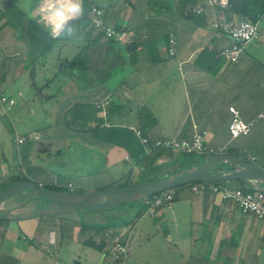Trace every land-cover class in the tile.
Returning a JSON list of instances; mask_svg holds the SVG:
<instances>
[{
	"label": "crops",
	"instance_id": "0c3cea01",
	"mask_svg": "<svg viewBox=\"0 0 264 264\" xmlns=\"http://www.w3.org/2000/svg\"><path fill=\"white\" fill-rule=\"evenodd\" d=\"M42 1L0 0V95L15 101L10 110L0 106V126L12 124L10 135L18 152L12 161L0 160V185L17 171L18 180L74 193L136 182L143 165L125 148L127 135H113L111 129L131 132L137 141L136 130L150 140H191L196 133L207 132L209 147L226 146L225 154L264 170V121L256 122L249 135L232 139L229 133L231 107L248 123L264 110V21L257 23L259 40L251 42L236 62H230L222 55L231 43L229 38L211 27V17L193 16L194 5L188 0H95L104 13L109 7L105 24L120 30L122 38H103L89 52L90 70L82 73L69 70L67 62L91 44L96 33L79 29L50 56L58 60L62 75L54 85L57 77L47 78L49 58L37 61L30 44L28 26L34 19L29 11L34 12ZM13 6L19 14L14 15ZM130 8L129 21L124 17L118 28L108 23L109 13ZM171 36L177 40L174 56L168 52ZM107 97L111 104L106 119L96 107L93 117L88 107ZM105 122L109 126H103ZM20 137L27 141L17 142ZM179 156L165 153L156 164L172 163ZM218 184L231 190L250 188L240 181ZM179 189H175L174 204L155 217L142 208L130 222L102 232L94 229L96 225L69 216L0 222V252L6 254L7 264L37 262L41 245L20 240L22 236L27 241L31 235L50 246L59 243V258L73 244H81L92 250L98 247L106 261L115 241L110 231L123 236L131 250L135 230L137 236L145 237L154 230L172 245L164 247L170 260L165 264H264L261 220L210 190L194 193L190 185ZM32 210L27 204L11 207L13 214ZM58 225L59 238L53 229ZM89 257L82 254L86 261ZM70 258L74 257L65 262ZM72 262L83 264L82 260Z\"/></svg>",
	"mask_w": 264,
	"mask_h": 264
},
{
	"label": "built area",
	"instance_id": "2783aa9c",
	"mask_svg": "<svg viewBox=\"0 0 264 264\" xmlns=\"http://www.w3.org/2000/svg\"><path fill=\"white\" fill-rule=\"evenodd\" d=\"M76 3H81V0H75ZM44 0L41 2L42 7ZM229 0H202L201 2L195 4L191 8V14L193 16H208L212 18L211 27L228 37L230 40V45L222 51L223 57L230 61L236 62L241 53L247 48V46L254 41L259 40V28L257 23H253L249 20H230L226 16V11L228 9ZM35 17L39 16V8H36L33 12ZM82 14V13H81ZM92 26L104 34L106 39H118L121 40L120 33H117L116 29L105 24L104 21V10L100 7H93L92 11ZM79 15V14H78ZM81 15H79L80 17ZM33 17V16H32ZM36 23L37 18H33ZM78 19V18H77ZM75 19V20H77ZM75 20L69 21L72 24ZM46 32L49 31L43 26V24L38 23ZM50 34V33H49ZM177 40L174 36L169 39V55L174 56L176 54ZM15 104V101L9 99L3 95H0V106L2 109L10 110V108ZM111 104V98L107 97L100 100L95 104L96 109H98L102 116L106 119L108 116V109ZM230 112L232 115L231 122L229 124V133L232 139L239 138L240 136L249 135L254 124L258 121H264V110L257 116L253 122H245L239 111L231 107ZM103 126H109L108 122L102 124ZM135 135L139 139L141 145L147 154L152 153L157 150H164L167 152L185 154V155H216L225 154L226 146L218 149H214L208 146V133L198 132L191 140L182 139H157L150 140L146 137L141 130H136ZM39 136H35L38 139ZM27 141L26 137L17 138V142L24 143ZM128 159V158H127ZM144 170V168H142ZM40 188H47L43 184H37ZM191 189L194 193H199L205 190H210L212 193L219 194L222 199L230 200L239 206L244 214H254L263 223L264 231V192L255 191L247 192L243 189L231 190L227 188H222L219 185L209 182H199L190 184ZM50 188H63L59 186H49ZM70 188L72 186L70 185ZM49 190V189H48ZM64 191L63 189H61ZM176 199L175 189H170L160 194H157L150 198L148 202L144 205L143 210L155 217L159 210L165 207H170L174 204ZM108 237V236H107ZM130 248L127 241L115 240L108 251L106 261L108 264H126V259L128 257Z\"/></svg>",
	"mask_w": 264,
	"mask_h": 264
},
{
	"label": "water",
	"instance_id": "95a60500",
	"mask_svg": "<svg viewBox=\"0 0 264 264\" xmlns=\"http://www.w3.org/2000/svg\"><path fill=\"white\" fill-rule=\"evenodd\" d=\"M229 181H240L256 191L264 192V170L229 154L206 155L199 166L176 172L159 181H140L130 186L90 193L48 190L33 182L16 180L0 190V220L18 222L60 212H94L116 209L126 203L145 205L153 196L170 189L199 182L218 184ZM26 191L40 198L43 205L29 212L13 214L11 207L16 206L15 197Z\"/></svg>",
	"mask_w": 264,
	"mask_h": 264
},
{
	"label": "trees",
	"instance_id": "16d2710c",
	"mask_svg": "<svg viewBox=\"0 0 264 264\" xmlns=\"http://www.w3.org/2000/svg\"><path fill=\"white\" fill-rule=\"evenodd\" d=\"M82 2V14L81 16L75 20L71 25L73 27H79L80 31H89L88 33L95 32L96 37L94 38V41L87 45L85 48H83L75 57L71 58L67 62V67L69 70H77L82 73H87L90 70V56L89 52L92 48L97 47L100 41L105 36L103 33H101L99 30L95 29L92 26L91 20H92V8L97 6L95 4V0H81ZM188 3L190 6H193L198 3L197 0H188ZM98 7V6H97ZM226 16L230 20H249L253 23H258L261 21H264V0H229L228 9L226 11ZM192 17V16H191ZM18 28V26H16ZM29 31L31 32V47L33 49V53H36V60L44 59L45 57H50L56 49L59 47V43L63 41H67L68 38L66 35H63L60 38H53L48 32H46L42 27L39 26L38 23H36L34 20L30 19V25L28 26ZM117 33H119L120 30L116 29ZM118 39H107V41H114ZM47 58V59H48ZM88 108L91 109V114L93 117L96 116L97 111L95 110V106H89ZM89 112V111H88ZM96 120V119H95ZM109 132L113 135H117L121 132L125 133L127 142L125 145V148L128 149L129 153L132 155V157L135 159V161L138 164L143 165V172L139 179L131 183V181H125V183L122 186H128L127 183H131V185L138 183L140 181H159L162 180L176 172L179 171L177 169L178 164H180V158H177L172 163H164V164H156V161L165 153H168L164 150H157L153 151L150 154H146L144 151V147L140 144V141L138 139L132 137L131 132H127L124 130L119 129H111ZM180 156L183 155L191 161V167H197L199 166L202 160H195L196 155H185V154H179ZM19 178L14 177L10 181H8L5 184L0 185V190L4 189L14 181L18 180ZM216 185H219L217 183H214ZM46 189L49 190H55V191H62L59 188H50L47 187ZM247 192H255L254 189L248 188L243 189ZM14 203L16 205L20 204H27L33 207V209L37 208L39 205H43L42 200L34 195H32L29 191L28 193L20 194L14 199ZM123 205H128L130 208L128 209H122ZM144 207L142 203H126L122 204L120 207L116 209H100L97 210L96 213H99V211L104 212L103 215H100L98 217V220L101 222L100 224H97L95 226V230L98 232L104 231L106 228L114 225H121L126 224L127 222H130L137 214L138 212ZM87 212V211H85ZM61 213V212H60ZM60 213H55L52 215L58 216ZM102 214V213H101ZM85 225H87V222H84ZM89 225V224H88ZM37 248H39L37 246ZM102 250L105 248V245L100 247Z\"/></svg>",
	"mask_w": 264,
	"mask_h": 264
},
{
	"label": "rangeland",
	"instance_id": "374dc122",
	"mask_svg": "<svg viewBox=\"0 0 264 264\" xmlns=\"http://www.w3.org/2000/svg\"><path fill=\"white\" fill-rule=\"evenodd\" d=\"M120 1V0H118ZM18 2V1H17ZM97 2H102V0H98ZM115 7V6H114ZM15 8L13 6V13L15 11ZM108 8V9H107ZM106 8V13H108L109 11V7L107 6ZM105 13V15H106ZM19 14L17 8L15 11L14 15ZM132 14L131 8L127 9V10H122V12H116L115 14H113V12H111V15L109 13V17H107L108 19V23H112V25H114V27H120L123 23V19L125 17L126 21H129L130 19V15ZM15 19L13 21H16V17L12 18ZM196 19V18H195ZM191 20H194V18H191ZM79 30V27H74V31L71 34L66 35L67 38L71 39L73 36H75L77 34ZM49 73H48V77L49 79L53 78V77H57V80H53L54 85L59 83V80L62 78V75L59 76V62L56 58L54 57H49ZM58 74V75H57ZM56 75V76H54ZM60 77V79H59ZM114 79H118L119 78V74L113 76ZM10 125V127H9ZM8 126H0V160H6V159H10L11 161L13 160V158L16 159L17 157V150H16V144L13 143V139L12 136L10 135V130L12 127V124L9 123ZM19 127V125L16 124V127ZM39 126V125H37ZM43 127V126H40ZM18 131V130H17ZM145 152V151H144ZM146 153V152H145ZM147 154V153H146ZM180 158V164H178L177 169H179L178 172L191 168V161H189V159L183 155L179 156ZM203 157L202 156H196L195 160H202ZM17 178H21L18 174V171L15 174ZM139 179V178H138ZM137 181V179H136ZM1 182V181H0ZM224 183V182H223ZM222 184V183H221ZM126 185L130 186L131 183H127ZM181 187H178L176 189H179ZM180 190V189H179ZM28 193V191H26ZM122 209H128L130 208V206L128 205H123ZM102 213V214H101ZM104 212L99 211V213H96V211L94 212H85V211H79V212H61L58 216L55 215H49L47 217L53 218V217H58L59 216H69L70 218H72V220H76L79 222H89L92 225H97L100 224L101 222L98 220V217H100V215H103ZM42 217H38L36 219H39ZM147 219H151L150 216H147ZM31 220H35V219H31ZM3 222L4 224H15L16 222H11V221H0ZM109 228H114V227H109ZM45 229V228H44ZM56 231L57 237L59 238V225L56 226V228H53ZM107 229V228H106ZM185 231L182 229V232ZM46 232V230H45ZM137 230L134 231V235L131 237L130 240V246H131V250L129 251L128 254V258H127V262L129 261V264H165L168 263L170 260L167 259L168 258V254L165 251L164 247H169L170 243L167 244L168 242L166 241V236L164 235H159L156 234L154 230L151 231L149 237H145V236H137ZM110 234L112 236V239L114 240H124L123 236L120 237L117 234L114 233V231H110ZM137 234V235H136ZM22 236H20V240L23 243H35L37 242L38 245H41V249L43 252L41 253V257H39L40 259H38L37 262H28L27 260H24L23 262H21L20 264H66V263H70L73 264V259L75 260H82L83 264H108L107 261H105L104 257H103V252H101L98 247L95 248V250L92 249H88L86 247H82L81 244H73L71 246L70 251L68 252H63L62 256L59 258V243L56 246H50L48 244L45 243V240L42 238H38L37 240H35V238L31 235H28V240L24 241L21 238ZM165 239V240H164ZM172 246V245H170ZM172 248V247H171ZM88 249V250H87ZM90 254L89 259L86 261L85 259L82 258V254ZM5 253L0 252V264H5ZM74 257V258H70V260H66L65 259L68 257ZM66 257V258H65ZM7 264V263H6Z\"/></svg>",
	"mask_w": 264,
	"mask_h": 264
},
{
	"label": "clouds",
	"instance_id": "9594fccd",
	"mask_svg": "<svg viewBox=\"0 0 264 264\" xmlns=\"http://www.w3.org/2000/svg\"><path fill=\"white\" fill-rule=\"evenodd\" d=\"M36 7L39 8V16L35 17L32 11L29 15L37 18V22L43 24L54 39L71 34L74 27L69 21L79 18L82 13L81 3L75 0H44L42 7ZM25 10L28 11L27 8Z\"/></svg>",
	"mask_w": 264,
	"mask_h": 264
}]
</instances>
